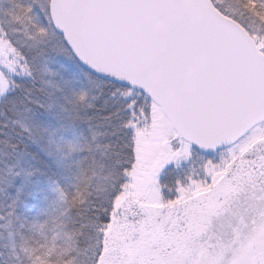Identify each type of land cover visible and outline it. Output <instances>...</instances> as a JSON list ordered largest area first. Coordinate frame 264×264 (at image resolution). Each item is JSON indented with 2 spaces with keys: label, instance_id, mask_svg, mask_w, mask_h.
Returning <instances> with one entry per match:
<instances>
[{
  "label": "snow or ice",
  "instance_id": "1",
  "mask_svg": "<svg viewBox=\"0 0 264 264\" xmlns=\"http://www.w3.org/2000/svg\"><path fill=\"white\" fill-rule=\"evenodd\" d=\"M0 264H264V0H0Z\"/></svg>",
  "mask_w": 264,
  "mask_h": 264
}]
</instances>
